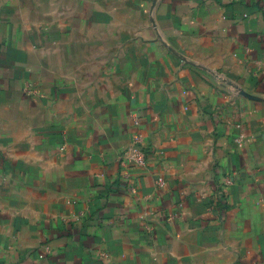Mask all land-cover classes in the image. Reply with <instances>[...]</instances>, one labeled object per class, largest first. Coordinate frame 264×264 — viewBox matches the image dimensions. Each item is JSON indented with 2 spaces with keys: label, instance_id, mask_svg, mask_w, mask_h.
I'll list each match as a JSON object with an SVG mask.
<instances>
[{
  "label": "crops",
  "instance_id": "1",
  "mask_svg": "<svg viewBox=\"0 0 264 264\" xmlns=\"http://www.w3.org/2000/svg\"><path fill=\"white\" fill-rule=\"evenodd\" d=\"M0 264H264V0H0Z\"/></svg>",
  "mask_w": 264,
  "mask_h": 264
},
{
  "label": "built area",
  "instance_id": "2",
  "mask_svg": "<svg viewBox=\"0 0 264 264\" xmlns=\"http://www.w3.org/2000/svg\"><path fill=\"white\" fill-rule=\"evenodd\" d=\"M130 152L129 161L133 165L144 166L149 155L153 152L150 146L142 144L141 141H137L132 147H127L124 153Z\"/></svg>",
  "mask_w": 264,
  "mask_h": 264
},
{
  "label": "water",
  "instance_id": "3",
  "mask_svg": "<svg viewBox=\"0 0 264 264\" xmlns=\"http://www.w3.org/2000/svg\"><path fill=\"white\" fill-rule=\"evenodd\" d=\"M243 93V92H242ZM244 95H246V96H248V97H251V98H254V96H251V95H249V94H244Z\"/></svg>",
  "mask_w": 264,
  "mask_h": 264
}]
</instances>
